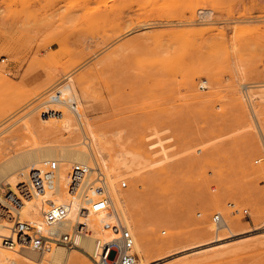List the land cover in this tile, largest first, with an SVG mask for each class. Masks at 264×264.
<instances>
[{
	"label": "rangeland",
	"instance_id": "obj_1",
	"mask_svg": "<svg viewBox=\"0 0 264 264\" xmlns=\"http://www.w3.org/2000/svg\"><path fill=\"white\" fill-rule=\"evenodd\" d=\"M69 74L77 96L87 92L79 108L123 144L145 135L160 159L162 146L173 153L182 141L183 154L137 205L154 245L217 212L242 219L235 233L215 226L148 264H264L255 210L264 205V144L243 91L264 83V0H0V157L39 140L12 136ZM254 109L264 124V100ZM213 197L220 209L203 202Z\"/></svg>",
	"mask_w": 264,
	"mask_h": 264
},
{
	"label": "bare ground",
	"instance_id": "obj_2",
	"mask_svg": "<svg viewBox=\"0 0 264 264\" xmlns=\"http://www.w3.org/2000/svg\"><path fill=\"white\" fill-rule=\"evenodd\" d=\"M211 17L210 11L202 10L199 19L207 22ZM255 70L257 68L253 65L250 71L255 73ZM73 78L70 74L66 76L64 79L68 80L50 93L49 97L55 94V91L60 93L64 98L77 103L78 113L55 106L62 110V113L56 117L42 116L43 119H39L34 111L41 104L45 106L49 98L28 111L29 116L23 122L19 132L13 133L12 139H17L28 133V135L39 138V140L26 147H16L6 157L3 155L0 157V193L5 191L2 185H8L12 192L11 197H22L19 191V188L23 186L21 183L26 181L32 169H39L45 160L56 159L59 161L61 167L60 188L66 186L67 171L70 166L76 162L85 163L92 167H99L105 172L112 203L135 236V248L138 252L137 264H148L154 252L165 253L169 251L168 248L184 239L210 234L216 225L207 223V218H203L197 222H192L194 226L190 233L161 239L156 245L152 243L150 232L143 223L142 210L137 205L147 199L149 186H153L157 179L162 178L168 170L173 168L175 155L183 154V149L180 148L182 141H180L179 149L173 153L169 151L168 146H162L159 151L162 152L163 156L160 159L154 158V154L158 151L153 150L155 144L146 142L147 136L145 135L136 136L131 132L126 145L123 144L122 135L119 131L109 132L102 123L97 121L96 116H91L87 110L79 108V105H82L79 98L83 97L87 100V92L84 90L82 95L78 97L74 89L76 86H73ZM205 83L206 81L203 80L200 82L201 85H205ZM243 88L245 94L242 93V95L244 94V98L248 99L252 105V118L264 144V124L257 117L254 109V105L264 100V83L250 82L245 84ZM67 94L71 97L68 98ZM240 103H243V100ZM171 137L169 136L167 140H171ZM171 146L173 144L169 145V147ZM91 161L94 164H91ZM155 164L161 166L155 169V174H152L150 171ZM262 174L264 177V171ZM122 177L130 179L131 183L128 188L119 186L118 180ZM140 186L142 189H139ZM57 198L63 201L69 199L64 188L58 192ZM23 200L24 204L20 210L21 219L34 220L40 223L43 198L35 195L34 197H23ZM203 202L209 207L220 209L224 200L220 197H213L204 199ZM7 206L8 201L0 194V210L3 211V207L5 210L4 213L0 211V264H95L93 257L96 255L97 239L108 235V231L104 230L99 222V214L90 211L85 218H81L87 222L90 232L77 236V247L73 249V252L66 251L62 246H56L50 252L40 254L20 242L19 237L11 233L14 219L5 209ZM78 209V204L73 203L69 212L70 222H74L78 218ZM255 210L258 213L257 219L264 220V205L257 204ZM160 215L164 218L167 214L160 213ZM157 216L159 218V215ZM223 218L222 227L229 228L233 233L243 226L242 219L239 217H231L229 214V216L224 215ZM60 227L68 230L70 225L66 224ZM220 228L216 227L218 230ZM7 239L9 241H6Z\"/></svg>",
	"mask_w": 264,
	"mask_h": 264
},
{
	"label": "built area",
	"instance_id": "obj_3",
	"mask_svg": "<svg viewBox=\"0 0 264 264\" xmlns=\"http://www.w3.org/2000/svg\"><path fill=\"white\" fill-rule=\"evenodd\" d=\"M58 105L78 113L77 103L56 92L45 103L42 116L56 117L62 113V110L57 108ZM60 175L59 161L45 160L39 169H32L26 181L21 183L23 186L19 191L22 197L13 198L10 196L12 192L6 196L8 206L5 208L14 219L11 233L18 236L20 242L40 254L50 252L56 246L75 248L77 236L90 232L87 222L81 218H85L86 214L93 211L99 214L102 228L108 231L107 237L97 239L96 255L93 257L95 264H137L135 236L112 203L105 172L99 167L76 162L67 171L66 186L61 188ZM121 186L126 187L127 181H123ZM63 188L69 198L67 201L57 198L58 192ZM35 195L43 198L40 223L20 217L21 206L24 204L23 197ZM73 203L78 204V218L70 222L69 212ZM243 213L248 215V210L244 209ZM212 220L219 228L224 223L220 212L215 213ZM66 224L70 225L68 230L60 227Z\"/></svg>",
	"mask_w": 264,
	"mask_h": 264
}]
</instances>
